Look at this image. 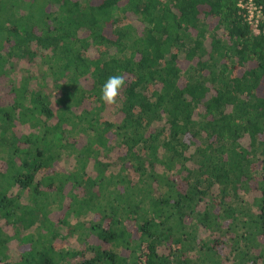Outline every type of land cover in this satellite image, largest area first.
Segmentation results:
<instances>
[{
  "label": "trees",
  "instance_id": "16d2710c",
  "mask_svg": "<svg viewBox=\"0 0 264 264\" xmlns=\"http://www.w3.org/2000/svg\"><path fill=\"white\" fill-rule=\"evenodd\" d=\"M238 2L0 0V264H264V0L257 32Z\"/></svg>",
  "mask_w": 264,
  "mask_h": 264
},
{
  "label": "clouds",
  "instance_id": "9594fccd",
  "mask_svg": "<svg viewBox=\"0 0 264 264\" xmlns=\"http://www.w3.org/2000/svg\"><path fill=\"white\" fill-rule=\"evenodd\" d=\"M126 84V77L122 74L110 75L101 87L100 99L107 105H114L120 90Z\"/></svg>",
  "mask_w": 264,
  "mask_h": 264
},
{
  "label": "built area",
  "instance_id": "2783aa9c",
  "mask_svg": "<svg viewBox=\"0 0 264 264\" xmlns=\"http://www.w3.org/2000/svg\"><path fill=\"white\" fill-rule=\"evenodd\" d=\"M238 5L246 10L248 21L252 23L254 31L257 32L258 19L261 15L259 8L253 3V0H239Z\"/></svg>",
  "mask_w": 264,
  "mask_h": 264
},
{
  "label": "rangeland",
  "instance_id": "374dc122",
  "mask_svg": "<svg viewBox=\"0 0 264 264\" xmlns=\"http://www.w3.org/2000/svg\"><path fill=\"white\" fill-rule=\"evenodd\" d=\"M16 78L19 79L20 78L19 75H17ZM0 90H3V92L7 90L6 87L4 86V84H0ZM245 192L246 193L242 192L241 196L247 201H251L254 196L258 195V192L256 191L255 186H249V190H247ZM66 241H68V240H66ZM9 244H10L11 247H13L14 242H11Z\"/></svg>",
  "mask_w": 264,
  "mask_h": 264
}]
</instances>
